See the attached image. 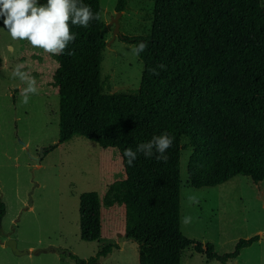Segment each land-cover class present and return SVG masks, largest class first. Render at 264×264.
<instances>
[{
    "label": "trees",
    "instance_id": "trees-1",
    "mask_svg": "<svg viewBox=\"0 0 264 264\" xmlns=\"http://www.w3.org/2000/svg\"><path fill=\"white\" fill-rule=\"evenodd\" d=\"M82 2L99 20L87 28L72 25L75 41L62 55H53L58 134L45 152L73 136L117 149L124 177L108 185L104 204L123 205V232L137 243V264H180L189 246L207 260L235 258L259 237L238 238L231 251L219 254L212 242L182 233L179 157L190 147L186 172L195 188L238 174L253 182L264 179V5L260 0H152L148 33L119 37L133 46L147 44L137 56L139 84L110 92L100 74L106 42L99 0ZM126 3L116 0L115 10H125ZM164 132L174 137L166 162L140 153L132 166L127 164L125 149L135 150ZM3 212L0 202V218ZM78 225L80 239L99 238L96 192L80 194ZM114 246L106 243L86 258L68 255L74 264H101Z\"/></svg>",
    "mask_w": 264,
    "mask_h": 264
},
{
    "label": "rangeland",
    "instance_id": "rangeland-1",
    "mask_svg": "<svg viewBox=\"0 0 264 264\" xmlns=\"http://www.w3.org/2000/svg\"><path fill=\"white\" fill-rule=\"evenodd\" d=\"M115 2L99 0L106 42L101 52L100 74L106 91H130L139 84L142 63L132 55V44L121 41L117 34L112 36L110 19L116 13ZM38 3L44 4L46 0ZM260 3L264 5V0ZM152 6V0H127L117 19L121 35L147 34ZM0 58V202L4 206L0 238L8 234L17 249H40L36 254L20 255L0 250V264H74L68 252L86 258L114 239V247H119L116 232L124 227V208L118 204L112 207L122 209V215L117 210L119 227L115 230L117 226L107 214L111 207L104 204L108 185L124 177L117 149L73 136L45 152L56 143L58 134V97L52 84L57 62L53 55L33 48L27 41H13L2 20ZM18 64H23L24 70L35 77L39 89L27 105L21 103L24 85L12 76ZM190 150L182 149L179 157L182 233L201 242H212L219 254L231 251L238 238L256 234L258 241L238 257L227 260V264H264V179L253 182L238 174L215 186L192 187L186 172ZM84 191H94L100 199L101 229L95 240L79 237L78 200ZM190 195L196 196L199 203H189ZM185 216L192 218L190 223L183 222ZM132 241L125 242L123 251L116 248L102 257L101 264H135ZM49 245L63 252L42 250ZM118 253L122 255L119 257ZM180 264L222 263L207 260L189 246L181 252Z\"/></svg>",
    "mask_w": 264,
    "mask_h": 264
},
{
    "label": "clouds",
    "instance_id": "clouds-1",
    "mask_svg": "<svg viewBox=\"0 0 264 264\" xmlns=\"http://www.w3.org/2000/svg\"><path fill=\"white\" fill-rule=\"evenodd\" d=\"M0 20L3 28L13 41H27L33 48L43 50L46 54L62 55L69 43L76 39L72 33L71 26L87 28L91 21L99 20V14H94L90 6L82 0H46L40 4L38 0H0ZM147 47L145 42H139L132 46L131 53L139 56ZM71 54V53H69ZM163 69L164 65H159ZM154 75H159L155 69L151 70ZM13 78H18L24 87L21 89V103L27 105L30 97L39 94L35 77L24 70L23 64H18L12 71ZM174 142V137L164 132L153 136L146 143H139L135 150L127 148L123 152L127 164L132 166L138 154L145 157H153L157 161L166 162L165 155ZM189 203L197 204L196 196L187 197ZM190 216H185L183 222H191Z\"/></svg>",
    "mask_w": 264,
    "mask_h": 264
},
{
    "label": "crops",
    "instance_id": "crops-1",
    "mask_svg": "<svg viewBox=\"0 0 264 264\" xmlns=\"http://www.w3.org/2000/svg\"><path fill=\"white\" fill-rule=\"evenodd\" d=\"M114 205H117V204H113V205H111V206H109V207H111L110 208V210H108L107 211V214L109 213V215L112 217V220H113V222L112 223H114L117 227L115 228V230L119 227V224H118V221H117V210H121V215H122V209L121 208H119V209H114V208H112ZM123 206V205H122ZM116 208V207H115ZM124 208V207H123ZM113 209H114V211H113ZM116 216V217H115ZM123 218H124V215H123ZM121 225V224H120ZM116 235L118 236V239H117V241H118V243H119V247H113L112 248V250H111V252L110 253H113V251H115L116 250V248H117V250H118V252H121V251H123V246H124V244H125V242H127L129 239H124V240H121L120 241V235H124V232H123V229H120L119 231H117L116 232ZM10 236L8 235V234H6L5 236H3V237H1L0 238V250H2V252H5V253H7V254H9V252H11V250H10V248L8 247V246H6V245H4L3 244V241L6 239V238H9ZM258 241V239L257 240H255V241H253L249 246H247V247H244L243 249H241V251L239 252V254L236 256V257H238L240 254H241V252L243 251V250H246V249H249L252 245H254L256 242ZM132 242H134V241H132ZM110 243H116V240L114 239V240H112ZM28 248H30V246H28ZM132 248H133V261L135 262V264H137L138 263V255H137V243L136 242H134V245H132ZM39 252V251H38ZM196 252V251H195ZM12 253V252H11ZM109 253V254H110ZM199 253V252H198ZM27 254H31V253H27ZM33 254H36V253H33ZM109 254H108V256H109ZM119 254V257L122 255V253H118ZM121 254V255H120ZM20 255V254H19ZM235 257V258H236ZM233 259V258H232ZM222 264H227V261L225 262V263H222Z\"/></svg>",
    "mask_w": 264,
    "mask_h": 264
},
{
    "label": "water",
    "instance_id": "water-1",
    "mask_svg": "<svg viewBox=\"0 0 264 264\" xmlns=\"http://www.w3.org/2000/svg\"><path fill=\"white\" fill-rule=\"evenodd\" d=\"M121 11H116L115 15L111 17L110 21L113 23V32H112V36H114L115 34H117L118 37L121 36V33L119 32V29H118V16L120 15ZM42 155V152H40V156ZM39 156V157H40ZM36 161H38V159L36 158ZM28 205L31 204V199L30 197L28 198V201H27ZM262 237H264V235H262ZM126 239V236L125 235H121L120 237V241L121 240H124ZM3 244L8 246L10 248V250L12 251V253L14 254H27V253H37L40 249L39 248H34V249H27V248H24V249H17L16 247V242L13 238H6L4 241H3ZM42 250H45V251H54L55 253H60V252H63V250L61 248H57V247H53L51 245L49 246H46L44 248H42Z\"/></svg>",
    "mask_w": 264,
    "mask_h": 264
}]
</instances>
